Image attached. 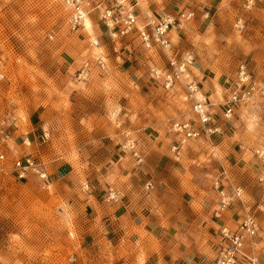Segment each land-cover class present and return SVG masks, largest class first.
<instances>
[{
  "label": "rangeland",
  "instance_id": "obj_1",
  "mask_svg": "<svg viewBox=\"0 0 264 264\" xmlns=\"http://www.w3.org/2000/svg\"><path fill=\"white\" fill-rule=\"evenodd\" d=\"M253 1L247 7L246 0H140L144 11L159 16L194 14L178 36L173 34V45L183 54L195 52L190 53L195 81L203 86L207 77L217 75L224 88L227 80L236 81L241 65L264 81V0ZM115 2L86 0L88 31L84 24L74 28V12L65 0H0V264H105L101 238L83 208L87 188L113 169L123 175L124 164L134 168L128 178L135 185L142 182L145 143L132 127L141 134L171 135L170 120L193 116L189 104L173 99L172 89L152 77L153 69L168 67L160 50L146 49L137 38L110 37L102 13ZM205 55L219 68L205 65ZM85 66L86 79L81 77ZM220 115L215 117L221 128L218 142L236 141L242 128L255 141L248 154L252 180L241 187L260 226L256 244L264 264V188L259 181L264 168L255 154L264 146V105H241L226 125ZM127 131L142 151L140 165L125 148ZM236 145V152L243 150ZM198 146L187 154L198 159L200 174L210 167L213 182V171L216 176L222 170L219 158L228 165L225 153L219 148L207 160ZM27 156L41 165L46 178L18 179L14 162Z\"/></svg>",
  "mask_w": 264,
  "mask_h": 264
},
{
  "label": "crops",
  "instance_id": "obj_2",
  "mask_svg": "<svg viewBox=\"0 0 264 264\" xmlns=\"http://www.w3.org/2000/svg\"><path fill=\"white\" fill-rule=\"evenodd\" d=\"M139 8L142 18L159 17L157 14L144 11L140 0ZM190 28L192 25L189 24L188 29ZM177 30H173L169 38L172 42L173 53L181 55L183 53L178 50L180 49L178 45L175 43L173 45L172 40L174 33L177 36L181 33ZM129 38L134 40L133 37ZM156 50L160 49L156 48ZM182 50L186 52L185 47ZM160 51L168 62L167 55L162 50ZM190 53L195 55L193 51ZM210 58L211 55L204 56L205 65L215 69L219 68L214 61H210ZM193 70H190L188 78L195 80L197 75ZM251 76L258 84L264 82L255 78L252 73ZM218 79L217 75L207 77L203 86L199 84L198 100L212 106L214 122L217 114L221 113L222 122L226 125L232 119L228 120L224 116L225 102L235 82L231 84L227 80L224 82L227 87L224 88L221 87ZM172 92L173 99L182 105L189 104L191 114L192 102L188 99L185 82L176 85ZM259 103L264 105V101L252 102V104ZM238 107L241 108V105L235 108L234 115ZM193 116L186 120H170V128L176 122H194ZM238 123L240 124L236 121L234 124L238 126ZM215 127H217L216 122ZM132 128L135 129L133 130L135 133L138 132L137 137L145 143L142 150L146 154V161L139 168V175L144 176V178L140 177L143 183L136 182L135 185L128 178L132 172L134 173V168L124 164L123 175L120 172L116 173L113 169L100 179V183H91L87 188H90V191L86 192L82 200L86 216L92 218V230H95L97 237L101 238L99 242L104 252L103 256H106L105 264H214L216 250L222 239L219 235L221 229L228 228L230 231H237L245 215L251 213L245 192L241 187V185L246 187V184L252 180L253 165L250 166L248 163L250 158L248 154L255 141H252L251 133L245 128L238 129L240 134L237 136L238 132L236 133V141L221 140L218 142L219 139L216 140V138L221 136V128L217 127L219 131L210 140H191L180 149V154L177 155L171 149L176 143L178 145L180 137L174 133L170 135L167 131H161L156 134L148 130L141 134L139 132L141 129L135 126ZM128 136L131 137L130 131L125 133V139ZM196 143L203 149L202 152L207 160L215 154L218 155L219 148L225 153L228 165H225L224 161L219 158L218 162L223 166L216 176L213 171V182L209 178L210 167L206 170L205 166L200 174L201 171L196 168L199 165V162L196 163L198 159L187 154L191 146ZM238 144L243 150L237 151L241 154L236 155V159L233 160L229 156L237 154L235 151L237 148L233 147L239 146ZM139 152L142 154L140 149ZM263 175L264 170L261 167L259 176ZM217 179L221 180L225 196H233L234 188H241L244 196L242 203L233 200L219 219L214 217L215 213L220 211L222 200L213 186ZM148 182L155 185L153 189H146ZM211 183L212 187L208 190L207 187ZM111 191L117 193V201H108ZM256 238L253 243L258 255ZM196 260H201L202 263H197Z\"/></svg>",
  "mask_w": 264,
  "mask_h": 264
},
{
  "label": "built area",
  "instance_id": "obj_3",
  "mask_svg": "<svg viewBox=\"0 0 264 264\" xmlns=\"http://www.w3.org/2000/svg\"><path fill=\"white\" fill-rule=\"evenodd\" d=\"M65 2L73 9L72 23L74 28L80 27L83 23V15H85L83 8L86 0H65ZM253 4V0H246L247 7H252ZM86 5L90 6V4ZM138 8L139 0H116L111 7L103 11L102 21L113 40L124 37L138 38L146 49L159 48L167 55L168 67L165 70H152V77L162 82L166 89H173L176 85L185 82L188 99L192 102V113L195 121L176 122L171 125V131L180 137L178 145L173 148L175 154L179 155L180 149L187 142L202 139L210 140L219 131V128L215 127L212 106L198 100L199 83L188 78V74L194 66L192 54L176 55L173 53L172 42L169 38L173 30L182 29L185 23L193 19L194 14L190 11H182L177 16L163 15L142 18L137 12ZM100 66L103 67L104 64L101 62ZM88 76L89 69L88 66H85L81 77L86 79ZM256 100L264 101V82L261 84L254 82L247 67L241 65L233 90L225 102V118L231 119L238 105H246ZM125 148L133 153L138 165L142 164L143 157L137 150L136 142L129 136L126 139ZM255 154L261 160L264 168V146L256 149ZM14 169L19 180H25L32 174L39 175L41 178L47 177L41 165L30 156L17 159L14 162ZM259 181L264 188V177L260 178ZM213 186L222 199L220 211L215 213V218L219 219L222 213L227 211L233 200L243 202L244 196L241 188H234L233 196L228 197L225 196L220 179H217ZM153 188L154 184L151 182L146 185L147 190ZM117 200V193L111 191L108 201ZM259 230V223L251 213L245 215L237 231L233 232L228 228H222L220 233L223 243L218 248L214 264H263L255 252L253 243Z\"/></svg>",
  "mask_w": 264,
  "mask_h": 264
},
{
  "label": "bare ground",
  "instance_id": "obj_4",
  "mask_svg": "<svg viewBox=\"0 0 264 264\" xmlns=\"http://www.w3.org/2000/svg\"><path fill=\"white\" fill-rule=\"evenodd\" d=\"M85 28L88 30V31H91V22L89 21L88 18L85 17V15H83V23Z\"/></svg>",
  "mask_w": 264,
  "mask_h": 264
}]
</instances>
